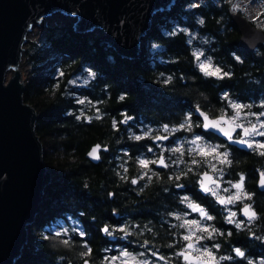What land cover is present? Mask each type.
Segmentation results:
<instances>
[{"label": "clouds", "instance_id": "clouds-1", "mask_svg": "<svg viewBox=\"0 0 264 264\" xmlns=\"http://www.w3.org/2000/svg\"><path fill=\"white\" fill-rule=\"evenodd\" d=\"M223 4L228 6V12L239 23L248 22L264 31V0H223ZM188 7L196 8L200 4ZM217 7H222V4L217 2ZM224 19L221 15L217 24L222 25ZM195 22L200 28L206 26L203 15L198 14ZM181 31L190 36L186 42L193 57V67L203 79H213L218 82L214 86L219 87V82L234 78L233 65L209 54L204 47L216 43V37L210 33L201 35L186 27L174 28L165 35L175 37ZM196 40L203 46H193ZM150 46V50L161 48L157 40L150 41ZM229 55L237 64L244 63L243 58L235 51ZM171 62L178 61L173 58ZM53 67L55 72L52 73V78L62 80L65 67L58 63ZM66 67L70 69L72 65L68 64ZM245 75L251 76V73ZM138 77L145 81L143 75ZM179 78L182 82L191 79L195 83L194 78L184 75ZM98 79H102V73L98 69L87 63L82 65L81 71L67 81L61 97L73 98L83 107L79 114L68 110L62 116L75 115L77 122L83 119L88 124L111 116V113L98 107L107 106L112 98L108 91L109 84L103 85L107 98L95 102L90 101L87 96L81 97L69 91L70 87L90 88ZM175 80V73L159 72L156 78V82L163 88L173 86ZM250 82L260 84V80L256 78ZM59 91L60 83L53 84L52 97L55 98ZM192 91L189 89L185 95L179 97L175 93L163 92L172 100L179 101L170 107L177 108L178 121L169 119L158 124L142 122L133 127L130 123L136 117L129 114V109H132L130 107L120 110L119 120L115 116H111L110 120L114 132L120 131V125L127 128L128 142L139 144L150 140L155 145H146L135 156L128 149L119 150L121 154L116 157L117 166L112 170L116 186L130 185L129 190L141 199L150 190H153L155 196L162 192L164 195H171L174 203L161 200V207L155 212L158 220L150 218L147 221H138L125 217L120 225L106 222L100 228L101 234L113 241L119 239L124 243L115 248L116 255L110 254L113 250L110 247L101 248L100 251L105 255L99 259L94 256V248L88 242L90 233L81 221H72L71 215H68V219L76 226L64 225L55 228L51 235L48 233V225L45 224L37 240L40 243L48 241L49 247L55 252L64 250L72 254L71 259L59 254L52 264H64L65 260L72 264V259L82 264H239L240 261L244 264H264V257H252L248 254L249 248L232 243L233 231L217 226V215L195 194L210 200L219 210V218L225 225L232 226L237 236L241 233L248 234L250 240L260 242L259 250L264 251V214L256 210V192L248 188L249 173L244 169L247 158L237 157L233 151L234 148L250 151L257 157L264 158V94L259 100L242 101L231 89L225 88L218 93L221 103L217 106L211 102L209 93L195 89L196 95L191 105L187 106L189 100L185 96ZM128 95V91L122 90L116 97V103H125ZM179 105H186L182 112L179 111ZM257 107L261 109L259 112L253 110ZM180 133L183 135H177ZM212 136L218 139L213 140L210 138ZM123 142V135L115 140L116 144ZM109 150L107 141L97 142L86 155L92 161L100 162L102 153ZM75 162L73 159L72 163ZM256 172L257 187L264 189V165L257 164ZM7 178V173H3L0 175V182ZM89 187L90 181L85 179V193ZM157 188L159 191H155ZM190 188H194L195 193L189 191ZM114 198L115 192L109 191L108 199ZM131 203L135 204V201ZM84 215V211L78 213L79 217ZM112 215L120 218L119 209L113 208ZM164 225L168 226L167 229ZM73 236H78L80 240H74ZM124 244H132L139 250L125 247ZM169 249L172 251H166Z\"/></svg>", "mask_w": 264, "mask_h": 264}, {"label": "trees", "instance_id": "trees-1", "mask_svg": "<svg viewBox=\"0 0 264 264\" xmlns=\"http://www.w3.org/2000/svg\"><path fill=\"white\" fill-rule=\"evenodd\" d=\"M217 2L221 3L222 7H217ZM197 4H200V7H182L176 4L177 6L171 10L160 13L156 22L144 36V40L141 41V57L137 60L118 57L112 49L98 43V34L73 32L69 23H48L42 28L40 39H31L25 43L21 65L25 84L23 97L36 109L35 129L43 144L45 164L52 172V182L45 187L41 210L36 217L34 226L31 225L28 228V241L15 264H52L59 254L71 259V253L64 250L55 252L49 247L48 241L40 243L37 240V237L41 235V228L45 224L48 225V233L51 235L52 226L55 227L61 223L76 226L72 221H81L90 233L88 242L94 248V256L99 259L105 255L100 251L101 248L110 247L113 249L110 252L112 253L115 246L124 243L119 239L113 241L101 234L100 228L106 222L120 225L125 217H131L138 221H147L150 218L158 220L159 217L155 215V212L161 207V200L170 204L174 203L171 195H164L162 192L159 196H155L153 190H150L141 199L129 190L130 185L116 186V178L112 170L117 166L116 157L121 154L119 150L128 149L130 154L135 156L146 145L154 146L150 140L142 141L139 144L128 142L126 139L127 128L124 125L119 126V132H114L111 129V116H115L119 120L121 109L132 108L129 109V114L134 115L136 119L130 123V126L134 127L136 123L142 122L158 124L169 119L179 120L176 115L177 108H170L178 104L179 101L172 100L165 93H175L179 97L185 95L189 89L193 90L185 96L189 100L187 106L191 105V101L196 95L195 89L209 93L211 102L217 106H220L221 103L218 93L225 88L231 89L242 101L262 98V94H264V75L262 73L264 43L259 49L252 52L238 50L236 41L239 32L230 21L228 6L223 4V0H202ZM198 14L206 18V26L203 28H200L195 22ZM221 15L225 17L222 22L223 27L221 24H217V19ZM177 27L198 31L201 35L210 33L216 37V43L211 44L210 47H204L207 48L209 54L222 58L223 62L233 65L234 78L219 82V87L214 86L218 83L217 81L203 79L193 67V57L186 42L190 36H186L182 31L175 37L165 35ZM152 40L159 41L161 48L151 51L150 41ZM193 46L203 45L196 40L193 42ZM233 51L243 58L242 65L237 64L229 55ZM257 53L260 54L257 55ZM173 58L178 62H171ZM57 63L66 69L62 80L52 78V73L55 72L53 65ZM85 63L98 69L102 73V79H98L90 88L70 87L69 91L81 97L87 96L90 101L95 102L107 98V94L103 91V85L107 83L109 84L108 91L112 97L107 106L98 105L102 111L111 113V116L105 117L103 121H93L92 124L86 123L83 119L77 122L75 115L62 116V113L68 110L79 114L83 107L73 98H62L61 93L64 91L67 81L74 74L80 72ZM68 64L72 65L70 69L66 67ZM159 72L175 73V84L169 88H163L160 83L156 82ZM245 73H251V76H247ZM138 75H143L145 81ZM180 75L194 78L195 83L191 79L182 82L179 78ZM253 78L259 79L260 84L251 83ZM55 83H60V91L53 98L52 85ZM122 90L128 91V99L125 103L117 104L116 97ZM184 107L186 105H179V111L182 112ZM254 109L260 110L258 107ZM194 118L199 119L198 117ZM122 135L124 142L116 144L115 140ZM62 136L67 138L61 139ZM210 138L218 139L215 136ZM105 141H107L110 150L102 153L103 158L100 162H91L85 155L87 148L92 143H104ZM233 151L237 157L247 158L244 169L249 173L248 188L256 192L255 206L257 211L264 214V191L258 190L254 183L255 169L257 164L262 163V158L250 151H241L236 148ZM73 159L76 160L75 163H72ZM85 179L90 181L87 193L83 190ZM109 191L115 192L114 199H108ZM155 191H159V189L157 188ZM189 191L195 193L194 188H190ZM195 194L198 199L203 200L209 206L210 211L217 215V226L233 231L232 243L244 244L246 238L242 233L237 236L232 226L223 223L219 218V210L212 205V202L198 193ZM132 201H135V204H132ZM113 208L119 209L120 218L112 215ZM80 211L85 212L83 217L78 216ZM68 215H71L72 221L68 219ZM93 218L95 219L93 220ZM164 227L167 229L168 226L164 225ZM73 239L80 240L78 236H73ZM124 246L139 250L132 244H124ZM166 251L171 252L172 250ZM64 264H69V261L65 260ZM72 264H81V262L72 259ZM239 264H242V261Z\"/></svg>", "mask_w": 264, "mask_h": 264}, {"label": "water", "instance_id": "water-1", "mask_svg": "<svg viewBox=\"0 0 264 264\" xmlns=\"http://www.w3.org/2000/svg\"><path fill=\"white\" fill-rule=\"evenodd\" d=\"M177 1L0 0V175L8 176L0 182V264H15L21 256L28 228L41 210L45 187L52 182L35 129L36 109L23 97L21 65L27 34L44 17L60 13L71 18L73 32L98 30L100 45L118 57L137 60L154 15L171 10ZM229 17L239 32L238 50L252 52L263 45L264 31L248 22L239 23L230 13ZM257 180L258 174L256 187Z\"/></svg>", "mask_w": 264, "mask_h": 264}, {"label": "rangeland", "instance_id": "rangeland-1", "mask_svg": "<svg viewBox=\"0 0 264 264\" xmlns=\"http://www.w3.org/2000/svg\"><path fill=\"white\" fill-rule=\"evenodd\" d=\"M199 1H202V0H180L177 4L181 5L182 7H188L189 5L191 4H197ZM177 5H175L174 7H176ZM162 13V12H159L157 14L154 15L153 17V24L156 22L157 18L159 17V14ZM70 20L71 18L69 16H65L63 14H60V13H54L52 15H48L46 17L43 18V20L41 21V23L38 25V26H34L30 32L27 34V40H31V39H40L41 36H42V28L48 24V23H61V24H64V23H69L70 24ZM195 32V31H194ZM91 33H96L98 34V36L100 35V32L98 30H94L92 31ZM144 38V37H143ZM142 38L141 41H143L144 39ZM25 42V43H26ZM25 45V44H24ZM151 47V46H150ZM261 47V46H260ZM260 47H257L256 49H259ZM154 50V49H153ZM151 50V51H153ZM255 50V49H254ZM8 72L6 74V76H8ZM254 111L256 112H259L260 110L259 109H253ZM155 147V145L153 146ZM264 164V158H262V163L261 165ZM255 173H256V169H255ZM242 218V217H241ZM65 224L61 223L60 225H56L55 227L52 226L53 229L55 228H59V227H62L64 226ZM111 255H116V252L113 251L112 253H110Z\"/></svg>", "mask_w": 264, "mask_h": 264}, {"label": "flooded vegetation", "instance_id": "flooded-vegetation-1", "mask_svg": "<svg viewBox=\"0 0 264 264\" xmlns=\"http://www.w3.org/2000/svg\"><path fill=\"white\" fill-rule=\"evenodd\" d=\"M264 165V164H263ZM257 172H256V176H255V181H254V183H255V186H256V178H257ZM258 189V188H257ZM259 190V189H258ZM260 191H264V190H260ZM256 207V206H255ZM256 210H257V208H256ZM242 235H243V237H245L246 238V240H245V242H244V244H242V245H244L245 247H247V248H249V255L250 256H252V257H264V251H260L259 249H260V242H258V241H252V240H250L249 239V236H248V234H246V233H242ZM117 246H115L114 247V251H115V248H116ZM116 252V251H115ZM242 264H244V262L242 261Z\"/></svg>", "mask_w": 264, "mask_h": 264}, {"label": "bare ground", "instance_id": "bare-ground-1", "mask_svg": "<svg viewBox=\"0 0 264 264\" xmlns=\"http://www.w3.org/2000/svg\"><path fill=\"white\" fill-rule=\"evenodd\" d=\"M264 43V42H263Z\"/></svg>", "mask_w": 264, "mask_h": 264}]
</instances>
